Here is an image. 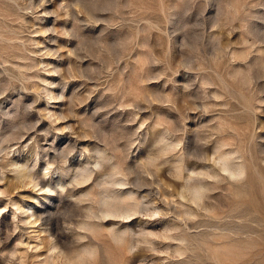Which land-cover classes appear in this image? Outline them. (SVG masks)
<instances>
[{
  "label": "rangeland",
  "instance_id": "1",
  "mask_svg": "<svg viewBox=\"0 0 264 264\" xmlns=\"http://www.w3.org/2000/svg\"><path fill=\"white\" fill-rule=\"evenodd\" d=\"M0 264H264V0H0Z\"/></svg>",
  "mask_w": 264,
  "mask_h": 264
}]
</instances>
